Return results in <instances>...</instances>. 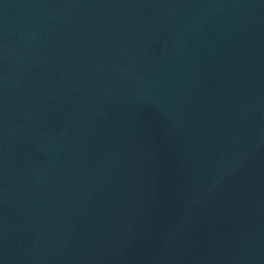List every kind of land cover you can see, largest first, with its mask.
<instances>
[{
	"label": "water",
	"instance_id": "obj_1",
	"mask_svg": "<svg viewBox=\"0 0 264 264\" xmlns=\"http://www.w3.org/2000/svg\"><path fill=\"white\" fill-rule=\"evenodd\" d=\"M0 264H264V0H0Z\"/></svg>",
	"mask_w": 264,
	"mask_h": 264
}]
</instances>
